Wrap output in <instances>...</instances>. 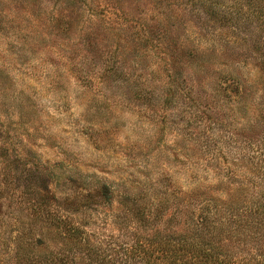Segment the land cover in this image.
Returning a JSON list of instances; mask_svg holds the SVG:
<instances>
[{"label": "rangeland", "instance_id": "1", "mask_svg": "<svg viewBox=\"0 0 264 264\" xmlns=\"http://www.w3.org/2000/svg\"><path fill=\"white\" fill-rule=\"evenodd\" d=\"M185 4L0 0V254L16 229L55 237L57 204L119 245L163 228L169 192H224L245 176L229 162L246 154L247 129L219 85L264 77L201 50L204 15Z\"/></svg>", "mask_w": 264, "mask_h": 264}, {"label": "trees", "instance_id": "2", "mask_svg": "<svg viewBox=\"0 0 264 264\" xmlns=\"http://www.w3.org/2000/svg\"><path fill=\"white\" fill-rule=\"evenodd\" d=\"M185 5L188 12L197 9L204 15L195 33L201 50L223 52L234 62L237 57L252 60L264 77V0H186ZM200 40L208 45L198 44ZM243 75L244 89L230 76L219 85L235 106L234 125L248 133L246 154L229 162L244 172L241 181L228 185L225 193L204 185L169 192L163 198V228L155 226L152 237H131L119 245L92 237L85 224L71 217L73 211L57 204L55 216L47 210L55 221V237L25 240L19 229L11 231L16 235L0 254V264H264V84L256 83L250 73ZM97 196L109 204L113 193L103 185ZM161 201L153 198L148 204L157 207Z\"/></svg>", "mask_w": 264, "mask_h": 264}]
</instances>
